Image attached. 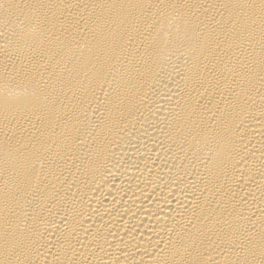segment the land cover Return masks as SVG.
Returning <instances> with one entry per match:
<instances>
[{"label":"bare ground","instance_id":"bare-ground-1","mask_svg":"<svg viewBox=\"0 0 264 264\" xmlns=\"http://www.w3.org/2000/svg\"><path fill=\"white\" fill-rule=\"evenodd\" d=\"M0 264H264V0H0Z\"/></svg>","mask_w":264,"mask_h":264}]
</instances>
